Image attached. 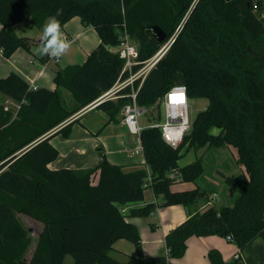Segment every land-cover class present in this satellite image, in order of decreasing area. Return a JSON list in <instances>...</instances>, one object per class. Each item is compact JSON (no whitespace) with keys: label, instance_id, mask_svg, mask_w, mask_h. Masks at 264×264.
<instances>
[{"label":"trees","instance_id":"1","mask_svg":"<svg viewBox=\"0 0 264 264\" xmlns=\"http://www.w3.org/2000/svg\"><path fill=\"white\" fill-rule=\"evenodd\" d=\"M264 0H0V50L10 59L18 49L29 50L31 40L19 37L15 28L31 19L42 30L49 16L64 26L79 17L93 27L100 44L81 65L57 71L55 90H30L16 73L0 79V93L19 109L0 104V264H119L110 255L116 241L133 243L138 256L130 264H173L187 251L191 237H232L239 259L226 262L211 250V264H238L242 254L258 238L264 241ZM139 50L140 61L152 58L162 44L181 31L166 54L145 79L138 104L146 110L174 86L183 85L190 100L209 104L192 121L178 148L167 144L161 129L147 126L140 135L147 169L126 172L101 162L89 169L51 170L59 157L51 144L55 135L69 138L73 120L120 80L124 60L112 49L124 31ZM153 26L166 33L158 43L149 32ZM48 59L47 56L43 57ZM128 75L125 74L122 79ZM138 84V82H137ZM68 91L73 101L63 95ZM130 88L119 94L125 95ZM129 98L107 100L96 108L119 122ZM163 121L161 113L153 124ZM235 148L237 163L244 167L224 182L238 190L232 206L200 210L211 195L197 187L174 191L180 183H193L205 174L203 158L179 166L182 152ZM162 197L159 206H183L188 219L165 238L167 252L147 257L138 227L130 217H148L159 207L140 208L146 189ZM215 193V192H213ZM24 215L42 225L35 251L30 230L20 221Z\"/></svg>","mask_w":264,"mask_h":264},{"label":"crops","instance_id":"2","mask_svg":"<svg viewBox=\"0 0 264 264\" xmlns=\"http://www.w3.org/2000/svg\"><path fill=\"white\" fill-rule=\"evenodd\" d=\"M76 19L80 21L81 27L78 26V28L74 27L70 29L73 21ZM24 22L19 23L15 28L16 34L19 37H24L18 33V29ZM1 29L2 26L0 25V31ZM90 31H93V33L96 32L93 27H86L83 25L79 17L73 18L64 26L63 32L65 37L72 40L73 43L69 52L57 63L60 64L61 61H63V65L60 67L58 66L57 70L53 71V74H46L44 72L53 61L50 60L49 57L48 59H44V56L41 57L36 55L35 50L32 49L34 45L40 43L42 32H39L38 37H35L37 39L24 37L31 40L29 50L20 48L10 59L5 58L0 50V55L5 58L1 61V70L3 72L1 75L2 78H7L11 73H16L28 83L34 81L39 88H46L52 91L55 90L56 85L53 89L49 87V84L52 79L54 80L57 71L70 65L83 64L92 51H94L100 44L99 38V43L93 50L88 49L89 46H86V49H83L82 45H78L79 41H82L83 45L89 43ZM77 48L79 52L76 56H73V50ZM5 66H10V70L4 71L3 68ZM6 73H9L7 77H5ZM63 95L68 103H72L73 98L68 91L63 90ZM0 104L4 107L8 106L9 108L14 109L15 103L0 93ZM97 110L102 116H98L97 118L92 117V113ZM118 119L119 122H117V124L110 122L107 114L97 108L75 117L73 120H76V123L72 126L69 138H64L62 135H55L51 139V144L58 150L59 157L48 165L49 169L78 170L95 168L101 162V155L104 153L111 164L123 166L126 172H131L139 168L148 170L145 158L133 161L121 156L122 148L126 145V142L130 139L131 135L123 124L122 116H119ZM107 126H109L107 129H111L114 133V137L112 138L113 141L103 138ZM121 132H124L126 136L122 137L120 135ZM140 148H142V146L137 147V150L135 151L136 155L141 154L142 151H139ZM216 177L217 176L214 178ZM214 181L217 182L216 179ZM192 184L193 183H180L175 185L173 190L186 191L195 189L196 187H194V185L192 186ZM144 196L145 199L143 203L132 204L126 207V212H129L131 208H140L150 203H155L158 206L162 204V197L156 196L151 188L146 189ZM206 203L207 202L204 201L199 203L200 210L205 208ZM188 217L189 213L183 206H159L156 211L148 217H130L128 221L135 224L139 229L144 254L147 257H156L167 252L165 244L166 236L172 230L184 223ZM213 249L218 250L226 262L234 261L235 255L238 253L237 245L234 242L228 241L227 238L219 236L191 237L187 241V251L184 257L181 259H173L172 263L211 264L208 258V253ZM110 255L113 259L118 261L119 264H130V260L136 258L138 252L133 243L125 239H119L116 241L114 249ZM240 263L264 264V241L261 238L255 240L246 251H244L239 264Z\"/></svg>","mask_w":264,"mask_h":264},{"label":"built area","instance_id":"3","mask_svg":"<svg viewBox=\"0 0 264 264\" xmlns=\"http://www.w3.org/2000/svg\"><path fill=\"white\" fill-rule=\"evenodd\" d=\"M123 27L124 31L120 36V44L112 49L114 52H117L120 58L125 62L120 80L113 88L102 94L96 101L82 109L65 123L71 122L75 117L96 108L98 105L107 100H118L119 98L127 97L130 102L125 105L121 111L124 126L131 135L139 137L142 131L146 128L141 125L140 118L146 114L147 110L138 104V94L149 73L156 67L160 60L166 56L173 46L181 29L178 28L176 34L164 42L152 58L146 61H140L138 46L130 39L129 34L126 31L125 24ZM125 74L128 76L125 79H122ZM127 88H130L129 93L125 95L119 94ZM29 89L38 90L39 87L34 81H30ZM189 101L190 98L188 96L186 86L178 85L172 87L159 102L160 109L163 108V113H161L163 121L160 124L150 125L161 129L163 140L174 148H178L180 146L192 126ZM14 108L17 110L20 108V105L15 103ZM5 109L9 110V107L6 106ZM142 150L143 148H140L139 151ZM216 197L217 194L215 193L212 198L207 201L205 208L213 206V200ZM227 239L232 242V237H228ZM239 257L240 252L238 251L235 255V259H239Z\"/></svg>","mask_w":264,"mask_h":264},{"label":"rangeland","instance_id":"4","mask_svg":"<svg viewBox=\"0 0 264 264\" xmlns=\"http://www.w3.org/2000/svg\"><path fill=\"white\" fill-rule=\"evenodd\" d=\"M262 16H264V12L262 13ZM79 24V25H77ZM78 26L81 27L80 21L76 19L73 21L71 28H78ZM96 31V30H95ZM39 32H42V30L37 29L35 27L33 21L31 19L25 21L20 28L18 29V33L21 36L24 37H29L31 39H37L35 38L36 36L38 37ZM98 34L97 32L90 31L89 33V43L86 45H83L82 41L78 42V45L81 46L83 49H86V46H89L88 49H94L98 45ZM85 42V41H84ZM39 44H36L32 47L33 50H35ZM79 52L78 48L73 50L72 55L76 56V54ZM5 59L2 55H0V79L2 78V63L1 61ZM53 61V60H52ZM63 61H61L60 64H57V62L53 61L50 63V65L46 68L44 71L46 74H53V71L57 70L58 66L63 65ZM4 71H9L10 66H5L3 68ZM9 73H6V76ZM50 88H55V83L54 80L52 79L50 84ZM209 102L208 100L205 99H197V100H190L189 105H190V117L191 120L193 121L196 116L199 114V112L203 111L204 109L207 108ZM10 105V104H7ZM159 106V105H158ZM163 113V108H153L152 110H148L145 115H143L140 118V123L142 126L147 127L150 126L151 124L154 123V119L157 118V116ZM92 117L97 118L98 116H102V114L97 110L92 113ZM121 116V114H120ZM115 124V123H114ZM117 124V123H116ZM109 126H107L105 129V133L103 135L104 139H110L113 141L114 133L111 131V129H107ZM119 132V131H118ZM129 133V132H128ZM130 134V133H129ZM120 135L122 137L126 136L124 132H121ZM131 135V134H130ZM140 137L139 136H134L131 135L130 139L127 140L126 145L122 148L121 156L131 159L133 161L141 160L145 158L144 152L142 150L140 155H136L135 151L137 150V147H141V142H140ZM183 156L179 161V166L180 167H185L188 164L193 163L196 161L198 158L202 157L203 158V163L205 167V174L198 180L197 186L195 184L194 187H202L203 190L208 192L211 197L217 193V197L213 200V204H215L217 207L221 206H232L235 202V199L238 197L239 193L238 190L231 189L230 187L227 186V184L224 182L223 175H229V176H236L239 173H242L241 171L244 170L243 166H240L237 163V153L236 149L231 147V148H221V149H212L209 151L205 150H200L199 152H195L193 150H190L189 152H186V149L182 152ZM241 169V170H240ZM221 173V174H220ZM217 176L216 178H214ZM217 180L215 182L214 180ZM215 192V193H213ZM20 221L30 230L31 236H32V244L29 248V251L26 255V260H30L35 248H36V243L37 239L39 236L40 231L42 230V227L39 223L33 221L32 219L20 215L19 216ZM240 262V261H239ZM73 263V258L71 256H68L65 260L64 264H72ZM239 264V263H238ZM241 264V263H240Z\"/></svg>","mask_w":264,"mask_h":264},{"label":"clouds","instance_id":"5","mask_svg":"<svg viewBox=\"0 0 264 264\" xmlns=\"http://www.w3.org/2000/svg\"><path fill=\"white\" fill-rule=\"evenodd\" d=\"M72 40L65 37L61 22L56 16H49L42 29L39 46L35 49L38 56H47L59 62L71 49Z\"/></svg>","mask_w":264,"mask_h":264},{"label":"water","instance_id":"6","mask_svg":"<svg viewBox=\"0 0 264 264\" xmlns=\"http://www.w3.org/2000/svg\"><path fill=\"white\" fill-rule=\"evenodd\" d=\"M227 2H230L232 0H226ZM149 32L156 38L158 43H163L166 39V33L158 26H153L149 28ZM221 174V173H220ZM222 177H225V175L221 174Z\"/></svg>","mask_w":264,"mask_h":264}]
</instances>
